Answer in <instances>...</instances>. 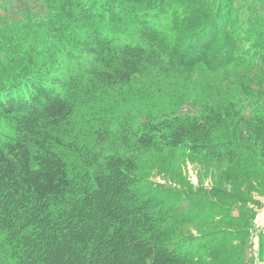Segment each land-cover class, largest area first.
Listing matches in <instances>:
<instances>
[{"label": "trees", "instance_id": "1", "mask_svg": "<svg viewBox=\"0 0 264 264\" xmlns=\"http://www.w3.org/2000/svg\"><path fill=\"white\" fill-rule=\"evenodd\" d=\"M204 1L44 0L45 20L27 16L24 24L0 28V237L8 245L7 251L0 245V264H69L74 252L82 253V264H243L254 225L249 229L242 198L154 185V166L135 157L139 149L236 174L264 171L257 153L234 139L205 142L221 119L216 105L162 122L147 115L130 153L105 156L98 147L106 137L79 128L92 109L79 102L78 80L69 78L61 93L51 75L55 58L85 60L89 83L112 90L152 71L200 66L215 73L236 62L242 42L264 51V20L242 32L235 0ZM187 15L208 21L194 29L179 21ZM77 107L86 109L79 121ZM89 219L97 230L73 245L75 227ZM199 223L235 231L180 232Z\"/></svg>", "mask_w": 264, "mask_h": 264}, {"label": "rangeland", "instance_id": "2", "mask_svg": "<svg viewBox=\"0 0 264 264\" xmlns=\"http://www.w3.org/2000/svg\"><path fill=\"white\" fill-rule=\"evenodd\" d=\"M193 5L198 4L194 2ZM231 6L234 9V16L236 15L241 22L242 32L250 30L255 25L254 20H264V0H235ZM249 7H253L255 11L253 18L249 14ZM194 10L199 11V8L195 7ZM47 14L48 9L44 0H0V28L3 29L6 24H24L27 16L34 20H45ZM179 21L195 29L205 24L208 19L195 21L187 15ZM237 33L239 34L238 31ZM239 37L244 36L242 34ZM41 50L45 53L43 48ZM196 51L200 53L199 49ZM239 59H243V62L239 63ZM86 63L85 60L70 61L63 56L55 58V64L51 66V75L57 80L61 93L64 92V85L69 78L78 80L77 84L83 88L79 102L91 108L92 113L88 115L91 117L87 121H79L78 115L85 114L86 109L77 107L74 110L75 121H79V128H95L97 133L106 137L107 140L101 144L102 147H98L103 155L115 154L121 157L130 153L131 141L134 142V136L147 120V115L150 119L163 118L162 122L178 115L196 117L202 107L213 105L215 110L216 105L221 119L216 131L204 137L205 142L211 144L234 139L254 150L264 163V120L258 121L259 115L264 114L263 50H255L249 43L242 42L239 45L236 62L215 73L208 72L200 66L189 72L152 71L139 76V81L135 83L118 86L112 90L103 89L99 84L94 87L89 83L88 76L84 75ZM161 73L169 78L164 80ZM228 104L236 108L244 123L231 111L226 110ZM103 130L106 132H101ZM123 130L124 133L120 134ZM94 137L98 139L97 134ZM136 151L138 156L135 157L154 166L155 176L149 177L151 178L149 181L154 185L169 187L178 193L186 188H191L193 191L202 189L206 192L218 189L242 198L246 204L243 212L247 213L246 216L250 214L249 229L254 225V231L252 229L248 237L243 264H264V241H262L264 239V171L236 174L228 167L212 162L154 155L139 149ZM231 215L237 217L239 214L237 210H233ZM91 221L92 219H89L88 222L75 227L77 235L71 239L73 245L82 243V240L88 241L89 230L93 232L97 230V228L94 230L95 225ZM207 230L235 231L223 225L206 226L199 223L189 225L180 232L185 236H196L197 233ZM0 245L5 251L8 250L7 243L1 237ZM2 253L0 251V262L4 263L5 255ZM81 254V252L72 253L69 264H82ZM91 263L103 264L96 261ZM55 264L65 263L57 260Z\"/></svg>", "mask_w": 264, "mask_h": 264}]
</instances>
